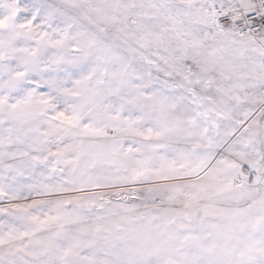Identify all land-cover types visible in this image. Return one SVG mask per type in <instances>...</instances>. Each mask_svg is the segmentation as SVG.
I'll return each mask as SVG.
<instances>
[{"label":"snow or ice","instance_id":"1","mask_svg":"<svg viewBox=\"0 0 264 264\" xmlns=\"http://www.w3.org/2000/svg\"><path fill=\"white\" fill-rule=\"evenodd\" d=\"M0 264H264V0H0Z\"/></svg>","mask_w":264,"mask_h":264}]
</instances>
